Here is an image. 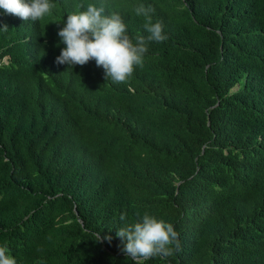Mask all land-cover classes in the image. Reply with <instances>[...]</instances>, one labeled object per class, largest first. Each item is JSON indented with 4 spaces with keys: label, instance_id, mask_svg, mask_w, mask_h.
I'll return each mask as SVG.
<instances>
[{
    "label": "trees",
    "instance_id": "obj_1",
    "mask_svg": "<svg viewBox=\"0 0 264 264\" xmlns=\"http://www.w3.org/2000/svg\"><path fill=\"white\" fill-rule=\"evenodd\" d=\"M51 2L35 22L0 9V246L17 264H134L119 217L148 212L180 249L145 264H264V0ZM89 3L133 42L137 5L164 25L124 83L56 63Z\"/></svg>",
    "mask_w": 264,
    "mask_h": 264
},
{
    "label": "clouds",
    "instance_id": "obj_2",
    "mask_svg": "<svg viewBox=\"0 0 264 264\" xmlns=\"http://www.w3.org/2000/svg\"><path fill=\"white\" fill-rule=\"evenodd\" d=\"M83 7V5H81ZM55 5L51 0H0V9L6 14L15 15L20 23L38 21L51 14ZM136 16L147 18L144 31L147 36H135V42L128 34V26L119 12H109L104 3H89L86 10L67 15L64 27L58 32L60 43L66 45L56 57V63L75 67L84 66L95 60L97 67H102L105 80L113 84L126 82L136 67L143 65L151 42H164L168 39L161 21L152 22L155 9L143 3L134 8ZM0 31H8L3 25ZM27 30L16 31L17 39L26 34ZM137 219L127 222L126 213L119 217L123 226L116 229V237L120 239V252L130 258L134 264H145L156 257L168 258L179 251V233L174 225L155 215L145 212ZM101 241V237L98 238ZM104 241L111 243V236H104ZM37 248V252L42 251ZM0 264H17L10 254L7 245L0 246Z\"/></svg>",
    "mask_w": 264,
    "mask_h": 264
}]
</instances>
